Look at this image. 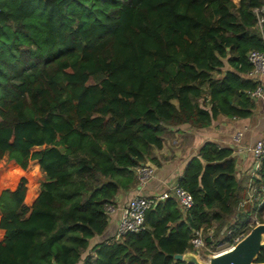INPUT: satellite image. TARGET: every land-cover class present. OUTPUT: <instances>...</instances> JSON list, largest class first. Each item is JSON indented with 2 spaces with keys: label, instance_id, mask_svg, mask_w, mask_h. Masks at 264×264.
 I'll list each match as a JSON object with an SVG mask.
<instances>
[{
  "label": "trees",
  "instance_id": "obj_1",
  "mask_svg": "<svg viewBox=\"0 0 264 264\" xmlns=\"http://www.w3.org/2000/svg\"><path fill=\"white\" fill-rule=\"evenodd\" d=\"M262 1L0 0V160L19 165L13 179L32 160L44 175L31 207L25 177L0 193V264H190L172 255L192 251L193 230L217 227L215 245L248 233L264 204L240 206L233 149L205 142L177 180L193 199L185 215L169 197L144 230L89 248L105 204L136 183L135 166L157 165L171 129L252 115ZM257 174L264 193V158Z\"/></svg>",
  "mask_w": 264,
  "mask_h": 264
},
{
  "label": "crops",
  "instance_id": "obj_2",
  "mask_svg": "<svg viewBox=\"0 0 264 264\" xmlns=\"http://www.w3.org/2000/svg\"><path fill=\"white\" fill-rule=\"evenodd\" d=\"M238 1L233 0L235 4H238ZM262 5H264V0L262 1ZM262 21H264V14L262 15ZM246 76L254 82H257L261 87L260 96L253 98L255 106L252 115L247 118L218 115L205 128L197 129L191 128L189 125H181L171 129L168 136L164 139L163 146L160 149L154 148L152 151V157L158 162L157 165L149 160L146 161V164L154 170L152 178L143 186H140L136 182L130 188L118 189L112 204L115 210L108 214L106 230L102 235L95 236L89 240V248L106 240L114 239L121 209L128 204L132 197L136 195L154 197L166 188L177 184V180L182 175L187 162L190 158L199 156L200 148L205 142H213L219 147H231L233 149V156L236 159L235 175L241 181L243 189H246L250 177L255 175V158L250 147L262 136L264 131V71L256 72L252 70ZM238 132L241 135L239 140L235 141L234 138ZM44 147H36L34 149L38 150ZM30 163L38 166L37 160H32ZM7 173L4 175H7ZM26 187L24 203L28 207H31L39 191L34 186L28 188L26 185ZM14 188L5 187L4 189ZM244 190L242 191V197ZM250 206L252 205L243 208L249 209ZM3 235L4 231L0 229V240L3 238ZM90 253L92 254L93 252L90 250Z\"/></svg>",
  "mask_w": 264,
  "mask_h": 264
},
{
  "label": "built area",
  "instance_id": "obj_3",
  "mask_svg": "<svg viewBox=\"0 0 264 264\" xmlns=\"http://www.w3.org/2000/svg\"><path fill=\"white\" fill-rule=\"evenodd\" d=\"M256 13L259 15V22H262V15L264 14V5H262L257 10ZM247 59L249 63L252 64L254 71L256 72L264 71V51L250 50L247 53ZM260 94H261V87L258 85L250 93V96L252 98H256L260 96ZM240 135L241 133L238 132L234 140L238 141ZM250 149L255 158V166H254L255 175L253 177L259 178L257 171L260 166V161L264 158V131L262 133V136L254 142V144L250 147ZM133 170H134L136 182L140 186H143L154 175L153 168L144 163L135 166ZM262 179L264 181V177ZM169 197H172L176 201L183 215H185V213L191 208L193 204V199L191 194L177 184H174L173 186L166 188L163 192H161L160 194L154 197L136 195L130 199V201L125 207L121 209L114 239L119 240L126 233L129 232L138 233L144 230L145 228L144 216L146 210L158 204L159 202H163ZM254 202H257L259 207L262 206L264 204V193L262 189L260 190L257 189L252 179H249L246 185V189L244 190L240 206L246 207L248 205H252ZM104 210L108 215L114 212L115 208L112 204H105ZM228 233H230V231H228ZM208 237L212 238V229L209 232ZM240 237L241 236L236 237L234 239V242L236 243L240 239ZM190 243L192 245V251H197L198 249L203 248L205 246V238L203 236L202 228H200L199 230H193V235L192 238L190 239Z\"/></svg>",
  "mask_w": 264,
  "mask_h": 264
},
{
  "label": "water",
  "instance_id": "obj_4",
  "mask_svg": "<svg viewBox=\"0 0 264 264\" xmlns=\"http://www.w3.org/2000/svg\"><path fill=\"white\" fill-rule=\"evenodd\" d=\"M227 226L228 223L223 226L222 232ZM261 250H264V222L251 227L247 234L229 248L209 254L206 262H202L193 251L189 250L173 254L172 257L190 264H264L255 261Z\"/></svg>",
  "mask_w": 264,
  "mask_h": 264
},
{
  "label": "rangeland",
  "instance_id": "obj_5",
  "mask_svg": "<svg viewBox=\"0 0 264 264\" xmlns=\"http://www.w3.org/2000/svg\"><path fill=\"white\" fill-rule=\"evenodd\" d=\"M97 80L96 76H93L89 79L88 83H95ZM18 165L10 160L8 157L3 158L0 161V191L3 190L5 187H15L16 184L19 182L21 177H25L27 180L28 188L35 187L38 191L40 188L41 182H43V174L39 170V167L33 163H29L26 170H23V173H19L17 177L14 179L9 176V173L16 169ZM6 172L7 175H4ZM252 206L249 207L251 209ZM247 209V208H246ZM263 216L260 218L257 214H252L247 221V227H253L257 223H261L264 221ZM233 218L231 219V221ZM245 219L243 218L240 222H243ZM212 229V238L211 241L214 243L207 244L206 238L208 237L209 232ZM210 230H203V236L205 238V246L203 248L198 249L197 251H193L197 257L202 261H207V256L209 254H215L220 251H223L230 247V245L226 242H218L215 245V242L220 239L219 230L217 227L213 226ZM223 229V228H222Z\"/></svg>",
  "mask_w": 264,
  "mask_h": 264
}]
</instances>
